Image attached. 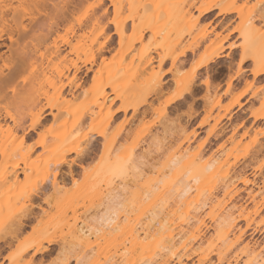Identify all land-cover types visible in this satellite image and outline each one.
Listing matches in <instances>:
<instances>
[{
  "label": "rangeland",
  "instance_id": "rangeland-1",
  "mask_svg": "<svg viewBox=\"0 0 264 264\" xmlns=\"http://www.w3.org/2000/svg\"><path fill=\"white\" fill-rule=\"evenodd\" d=\"M39 3L40 36L58 26L35 87L21 71L0 97V264H264V0ZM64 37L86 60L73 95L49 58ZM33 89L52 106L28 137Z\"/></svg>",
  "mask_w": 264,
  "mask_h": 264
},
{
  "label": "bare ground",
  "instance_id": "bare-ground-1",
  "mask_svg": "<svg viewBox=\"0 0 264 264\" xmlns=\"http://www.w3.org/2000/svg\"><path fill=\"white\" fill-rule=\"evenodd\" d=\"M211 9L208 7H203L199 9V15H205L209 13ZM222 13L229 12L228 9L221 10ZM41 13L39 0H0V97H2L4 91L6 90L10 79L13 76H16L19 72H24L27 76L28 88H34V81L37 79L39 71L42 69L43 61L42 56L39 54L38 42L47 39V37L56 30L58 23H54V25H49L44 29V34L40 36L41 26L38 24V16ZM60 21H64L68 18V10L67 8H59L56 11ZM71 14V11H70ZM69 29V27H68ZM253 29L246 27L244 30V35L248 38L249 34H251ZM51 36V35H50ZM42 39L39 40V38ZM29 40V41H27ZM7 41V42H6ZM24 42V43H23ZM22 43V45H21ZM68 47V48H67ZM4 48L6 50H4ZM68 50L65 53L63 52ZM221 47H218V49ZM8 52V53H7ZM38 52V54H37ZM72 52V46L70 39L68 37H64L61 42H56V44H52L49 50V58L56 57L61 58L65 64L59 73L60 78H65L66 82L62 83L64 88H69L70 95H73V87L74 81L78 79L77 88L81 87L82 84L86 81L87 73L84 72L82 65L85 64L86 60L80 59L79 55L76 57L77 60H67V54ZM184 53V51H182ZM7 53V54H6ZM64 53V54H62ZM62 55V56H61ZM44 56V55H43ZM219 53L216 52L215 55L204 59L203 64H207L212 61L214 58L218 57ZM48 57V56H47ZM46 55L44 58H47ZM44 60V59H43ZM78 60L81 61V65L78 64ZM79 61V62H80ZM199 65V64H198ZM4 70H7L6 72ZM263 69H258L255 71V74L263 72ZM31 85V86H30ZM68 93V92H67ZM182 93H178L173 96L169 101L173 102L177 98L181 97ZM30 104L34 106H39L37 112L34 114L33 121L27 125L26 127H22L26 136L30 137L33 133V130L40 125L44 119L46 118V110L50 108L52 105H40L41 96L40 93L36 92L35 89L29 92ZM118 111V110H116ZM114 113V112H113ZM18 126L20 124L18 123ZM0 131L2 128L0 126ZM94 130H91L93 134ZM6 144L4 141L0 142V150L5 147ZM34 145H30L33 147ZM72 152L71 149L66 150V153ZM65 155V154H64ZM64 161V157H59L55 163L56 167L59 166ZM127 167H122L121 173L126 172ZM16 174V173H15ZM226 191H229V186H227ZM31 213V212H30ZM30 213L27 214L26 218H30ZM230 214L228 213V216ZM158 227L161 229L163 227L160 219L152 218L151 222L147 225L142 226V234L144 237L143 240L140 239L139 233L135 236L132 241V246H138L142 250L148 244L147 241L144 244L145 238H147L150 233L147 231L151 230V228ZM168 230V229H165ZM136 246V247H137ZM255 257V256H254ZM255 259V258H254ZM18 264L17 259H12L10 264Z\"/></svg>",
  "mask_w": 264,
  "mask_h": 264
},
{
  "label": "crops",
  "instance_id": "crops-1",
  "mask_svg": "<svg viewBox=\"0 0 264 264\" xmlns=\"http://www.w3.org/2000/svg\"><path fill=\"white\" fill-rule=\"evenodd\" d=\"M234 36H236V35H234ZM233 37H231L228 40V43H230L232 41ZM225 46H226V49L224 50V52L218 58H216V60L217 61H224V62H226V64L227 63H233L234 67H236V64L238 63L239 56H240V50L238 48H235V47H229V44H226ZM248 62H249V60H247V61L245 60L244 63H248ZM227 68H228V66L226 65L225 72L223 73V75H221V73L214 74V84L223 85V88H225L226 80H227L228 75H229V73L227 71ZM259 77H260V75L257 76V78H259ZM234 81L235 82L236 81L243 82L244 81V76H242L241 78H235Z\"/></svg>",
  "mask_w": 264,
  "mask_h": 264
}]
</instances>
